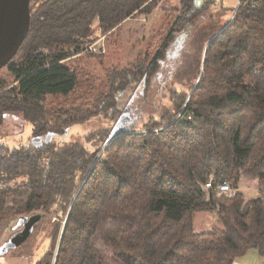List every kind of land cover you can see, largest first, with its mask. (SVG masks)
Returning <instances> with one entry per match:
<instances>
[{
    "label": "trees",
    "instance_id": "obj_1",
    "mask_svg": "<svg viewBox=\"0 0 264 264\" xmlns=\"http://www.w3.org/2000/svg\"><path fill=\"white\" fill-rule=\"evenodd\" d=\"M214 1H180L175 24L142 79L157 70L174 34ZM157 3L31 0L29 33L6 66L16 85L8 88L0 78V126L7 113H20L32 125L31 139H42L41 145H0V229L31 213L65 219L55 264H234L251 249L264 257V197L239 190L243 176L255 177L264 193V0H240L205 40L203 66L202 58L195 66L198 76L203 68L198 85L188 101L178 102L182 114L160 132L159 122L141 132L114 131L126 112L119 105L126 88L121 71L87 111L45 106L48 97L67 100L80 85L79 72L62 62L71 54L61 47L79 52ZM41 47L49 53L37 52ZM135 74L127 79L138 81ZM86 90L73 105L87 100ZM108 108L114 128L94 152L81 142L55 140L79 119ZM223 182L228 191L218 188ZM199 211H214L221 225L197 232ZM55 247L37 264H52Z\"/></svg>",
    "mask_w": 264,
    "mask_h": 264
},
{
    "label": "rangeland",
    "instance_id": "obj_2",
    "mask_svg": "<svg viewBox=\"0 0 264 264\" xmlns=\"http://www.w3.org/2000/svg\"><path fill=\"white\" fill-rule=\"evenodd\" d=\"M180 1L158 0L151 12L135 14L98 41L83 45L84 47L79 52H74L75 48L70 45L61 47L71 54L62 62L72 65L79 72L80 85L67 100L60 97H48L45 106H57V111H61L66 110L68 105H72L76 106L80 112L87 111L88 107H93L92 101L96 98L94 95L99 92L101 97L106 96L109 92L106 86L114 80L113 75L121 71L122 77L125 78L123 85L126 88H123V93L119 95V105L121 109L126 107L124 109L126 112L120 118L124 116L128 119L123 117L122 122L117 123L114 128L112 111L108 108L98 115L79 119L74 126L71 125L70 129H66V133L56 137L57 142H81L87 150L94 152L103 144L107 133L113 128L115 132L128 129L141 132L148 124L159 122L155 131L160 132L172 124V122L168 123L169 119L176 120L182 114L177 112L178 102L185 96H187L185 100L188 101L203 73L201 67V73L198 76L197 70L199 69L196 70L195 66L201 58L203 66L207 46L205 40L212 35L214 29H219L231 18L240 0H215L202 16L199 15L182 31L174 34L157 70L152 74L148 73L149 78L142 79L143 69L146 68L153 54L155 55L162 45L170 28L175 24L177 16L174 10L181 8ZM93 27L94 33L99 34L98 20L94 21ZM91 46H94V49H89ZM40 49H45L47 54L50 51L46 47ZM135 69L137 73L135 75L139 80L127 79L131 72L134 75ZM0 78L6 81L8 88L16 85V78L10 74L7 67L0 70ZM85 90L87 100L78 101L73 105L78 96L84 95ZM84 101L87 104L81 105ZM60 114L62 115L61 112ZM31 137L30 122L26 121L20 113L6 114L5 122L0 126V145L4 144L9 148L27 146L31 141L33 142ZM21 180L18 179L17 182ZM239 190L248 198L264 197L255 177L243 176L239 183ZM33 214L36 213L27 216ZM18 221V218H13L2 224L0 248L20 228H15ZM60 222L62 232L66 223L65 219L60 221L53 214L44 215L23 244L10 248L6 254L0 255V264H37L50 251L53 243L56 245L55 262L62 237L61 233L59 234ZM194 225L197 232L204 233L221 224L214 211H199L194 214ZM261 258L264 259L263 256Z\"/></svg>",
    "mask_w": 264,
    "mask_h": 264
},
{
    "label": "water",
    "instance_id": "obj_3",
    "mask_svg": "<svg viewBox=\"0 0 264 264\" xmlns=\"http://www.w3.org/2000/svg\"><path fill=\"white\" fill-rule=\"evenodd\" d=\"M30 21L31 0H0V70L6 67L19 52L29 33ZM123 117L119 118L118 123L122 122ZM51 137L52 135L48 136V141ZM33 142L41 145L42 139L34 138ZM42 217L40 213H36L20 218L15 228H24L1 246L0 255L6 254L10 248L23 244ZM3 249L5 250L2 252Z\"/></svg>",
    "mask_w": 264,
    "mask_h": 264
},
{
    "label": "crops",
    "instance_id": "obj_4",
    "mask_svg": "<svg viewBox=\"0 0 264 264\" xmlns=\"http://www.w3.org/2000/svg\"><path fill=\"white\" fill-rule=\"evenodd\" d=\"M256 250H249L244 255L238 257L234 264H263L264 259Z\"/></svg>",
    "mask_w": 264,
    "mask_h": 264
},
{
    "label": "built area",
    "instance_id": "obj_5",
    "mask_svg": "<svg viewBox=\"0 0 264 264\" xmlns=\"http://www.w3.org/2000/svg\"><path fill=\"white\" fill-rule=\"evenodd\" d=\"M239 5V4H238ZM94 46H91V47H89V49H94L93 48ZM37 52H44V53H46V51H45V49H40V50H38ZM215 180H214V178H212V180L209 182V183H207V187H212L213 185H212V183L214 182ZM218 188L221 190V191H228L229 189H230V185H229V183H227V182H223V183H221V184H219V186H218ZM53 264H55V262H53Z\"/></svg>",
    "mask_w": 264,
    "mask_h": 264
},
{
    "label": "flooded vegetation",
    "instance_id": "obj_6",
    "mask_svg": "<svg viewBox=\"0 0 264 264\" xmlns=\"http://www.w3.org/2000/svg\"><path fill=\"white\" fill-rule=\"evenodd\" d=\"M129 113H130V112H129ZM131 114H132V113H131ZM23 228H24V227H20L18 230H16L17 232H15V234H17L18 232H20V230H22ZM15 234H14V235H15ZM14 235H13V236H14Z\"/></svg>",
    "mask_w": 264,
    "mask_h": 264
}]
</instances>
